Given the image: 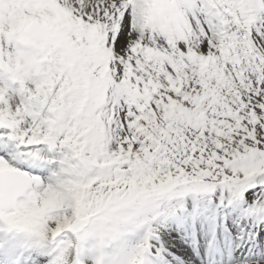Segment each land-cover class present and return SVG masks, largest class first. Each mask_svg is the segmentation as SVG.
<instances>
[{
    "label": "snow or ice",
    "instance_id": "6c2138e0",
    "mask_svg": "<svg viewBox=\"0 0 264 264\" xmlns=\"http://www.w3.org/2000/svg\"><path fill=\"white\" fill-rule=\"evenodd\" d=\"M26 41L0 80V264H104L175 194L264 213V0H0V56Z\"/></svg>",
    "mask_w": 264,
    "mask_h": 264
},
{
    "label": "rangeland",
    "instance_id": "374dc122",
    "mask_svg": "<svg viewBox=\"0 0 264 264\" xmlns=\"http://www.w3.org/2000/svg\"><path fill=\"white\" fill-rule=\"evenodd\" d=\"M32 51H34V46L26 41L20 46L19 59L9 60L6 57L0 56V67H3L4 71L8 72V74L12 73L15 75L23 73L25 63L29 58V53ZM7 78L9 79V77ZM22 86L27 87V81L23 82ZM39 170L37 172L47 173L50 169L46 166ZM190 198L192 199V203L194 199L193 204L197 205L194 209L189 206ZM249 205L250 204L246 199L234 198L232 194L225 189H218L214 192L208 193L187 192L184 195L175 194L173 197L160 201L159 215L153 221L150 230L147 227L140 226L126 231L121 237L118 245L112 249V256H118L120 259L128 258L136 251L139 245L149 239V231H151L150 241L152 238H156L161 244L159 247L160 253L158 255V264L178 263L177 259L172 260L171 253L174 255L173 252H179L182 247L187 251V255L185 256V258H188L187 264L192 262L193 264H205L210 252V250L207 249V245L204 242L200 244L203 248L205 247L204 250L202 248L205 259L200 260L199 255H201V253L198 255L196 252L192 251L194 240L189 239L193 234V226L194 228L198 227L200 230L196 231V233L198 232L199 234V240L202 239L203 235L209 237L212 231L211 224H213L214 218L220 213V211L225 215L229 213L227 216L222 217L225 219L220 224L223 223L224 226H219V232L221 233L219 236L223 237L222 241H225L227 238L225 236V234L227 235V232H223L222 228L227 226L226 228H231L234 231L233 233L236 234V237L239 239L242 238L241 240H257L259 244L258 247L261 250L257 248L255 252L264 254V221L261 220L262 218L255 221V219L249 220V218L246 217L247 212H243V209L248 208ZM238 208H240V210ZM191 218L194 219V222H192ZM230 218H233V220H230ZM201 221L204 223V227ZM214 221H216V219ZM201 228L204 232L201 231ZM180 237H184L186 240V237H188L187 241L189 242L180 244L178 241V239H181ZM94 242V239L90 236L87 241L88 245L91 246ZM219 248L223 250L225 249L224 245H221V243H219ZM192 252L194 256L191 255ZM92 255L100 257L101 253L93 252ZM142 257H144V255H142ZM196 258L201 262H198ZM259 262L264 264V257ZM235 264L238 263L235 262Z\"/></svg>",
    "mask_w": 264,
    "mask_h": 264
},
{
    "label": "bare ground",
    "instance_id": "6f19581e",
    "mask_svg": "<svg viewBox=\"0 0 264 264\" xmlns=\"http://www.w3.org/2000/svg\"><path fill=\"white\" fill-rule=\"evenodd\" d=\"M46 166H47L46 164L38 163V164L34 165V170L37 168L38 169L45 168ZM193 203H194V199H193ZM193 203H192V199L190 198V201H189L190 205L189 206L193 207V209H194L195 207H197V205H194ZM251 208H252V205H249L248 208L243 209V212L244 211L247 212L246 217L249 218V220L255 219V221L258 220L259 218H262L261 220L264 221L263 213L253 212V211H251ZM238 209L240 210V208H238ZM228 214L225 215L224 213L220 212L218 214V218L220 220H222V222H223V220L225 218L223 219L222 217L227 216ZM218 218H216V220H219ZM191 219H192V222H194V219L193 218H191ZM230 220H233V218H230ZM201 223H202V221H201ZM215 223H216V221H213V224H211L212 231H211L210 236L206 237V235H203L201 240H199L200 237H199L198 232L195 234V229L193 226V229H194L193 234L194 235L192 234V236L189 240H192V239L194 240L192 251L196 252L198 255L201 253V255H199L200 260L205 259V257H203L204 252L202 251L203 246L200 245L204 242L207 245V249L210 250L208 259H207L205 264H235V262L238 264H263V263H260L259 261L264 257V254L259 253V252L258 253L255 252L256 249L259 248L258 247L259 244H258L257 240L256 241H254L252 239L241 240L242 238L239 239L238 237H236L234 240H233V238H232V240H231V238H226L225 241H222L223 237L220 238V237H217V235H216V231H217V234H219V232H218L217 228L215 227ZM202 225L204 227V223H202ZM222 226H224L223 223H222ZM226 227H223V231H227V233H229V235H231L232 230L229 228H226ZM201 231H203L202 228H201ZM186 238L188 240V237H186ZM187 240L184 237H182L181 239H178L180 244H182L184 242H189ZM157 241H158L157 239L152 238V240L150 241L151 250L149 252H146L143 254L144 257H142V259L145 261V264H157V255L160 253L159 247L161 246L160 242L159 241L157 242ZM219 243H221V245H224V248H225L224 250L219 248ZM204 249H205V247L203 248V250ZM193 252L191 253L192 256H194ZM173 253H174V255H172V253H171V255L174 259L180 258L181 260L180 259L179 260L182 261L184 264H186L188 262L187 261L188 258L187 257L185 258V256L187 255V251H186V249H184V247L180 248L179 252L174 251ZM218 258H220L221 260L217 261ZM197 260H198V262H201V261H199V259H197ZM203 260H202V262H203ZM178 264H180V263H178ZM189 264H193V262L189 263Z\"/></svg>",
    "mask_w": 264,
    "mask_h": 264
},
{
    "label": "clouds",
    "instance_id": "9594fccd",
    "mask_svg": "<svg viewBox=\"0 0 264 264\" xmlns=\"http://www.w3.org/2000/svg\"><path fill=\"white\" fill-rule=\"evenodd\" d=\"M22 240H25L27 242H31L29 238L27 237H22ZM102 259L104 261V264H110V260L112 257V249L111 248H104L102 253H101Z\"/></svg>",
    "mask_w": 264,
    "mask_h": 264
}]
</instances>
